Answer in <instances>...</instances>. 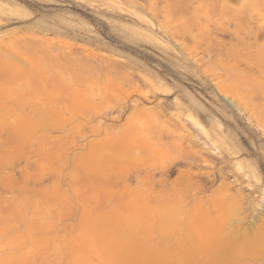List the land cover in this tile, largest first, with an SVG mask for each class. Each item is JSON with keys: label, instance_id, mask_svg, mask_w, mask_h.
Returning <instances> with one entry per match:
<instances>
[{"label": "rangeland", "instance_id": "374dc122", "mask_svg": "<svg viewBox=\"0 0 264 264\" xmlns=\"http://www.w3.org/2000/svg\"><path fill=\"white\" fill-rule=\"evenodd\" d=\"M0 264H264V0H0Z\"/></svg>", "mask_w": 264, "mask_h": 264}]
</instances>
